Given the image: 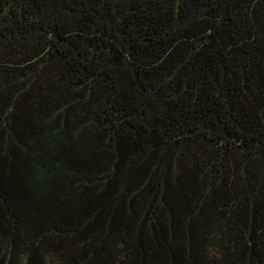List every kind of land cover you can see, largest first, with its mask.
I'll list each match as a JSON object with an SVG mask.
<instances>
[{"label":"trees","instance_id":"trees-1","mask_svg":"<svg viewBox=\"0 0 264 264\" xmlns=\"http://www.w3.org/2000/svg\"><path fill=\"white\" fill-rule=\"evenodd\" d=\"M0 264H264V0H0Z\"/></svg>","mask_w":264,"mask_h":264}]
</instances>
